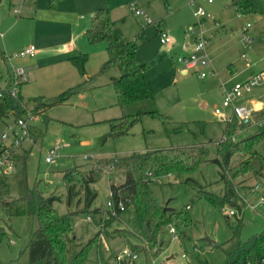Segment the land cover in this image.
I'll use <instances>...</instances> for the list:
<instances>
[{"label":"rangeland","instance_id":"rangeland-1","mask_svg":"<svg viewBox=\"0 0 264 264\" xmlns=\"http://www.w3.org/2000/svg\"><path fill=\"white\" fill-rule=\"evenodd\" d=\"M230 1L57 0L55 6L50 4V0L1 1L0 85L12 75L13 65L20 64L31 71L32 78L23 85L22 96L35 113L32 126L36 129L32 136L35 139L39 135L34 143L26 142L17 152L15 170L6 178L10 199L25 194L26 185L34 187L38 184L46 195L59 196L60 201L54 206L60 213H67L70 210L68 186L63 175L69 168L78 166L88 172L102 158L157 148L204 144L210 151L209 160L200 170L180 176L169 173L151 182L161 203L177 209H185L189 205L188 212L194 220L186 229L187 235L178 236L171 231V226L158 236V244L148 240L146 227L133 204L120 214H113L114 210L107 205L111 184H120L126 178L122 170L107 167L103 177L91 184L98 193L91 210L99 208V212L90 214L91 219L84 215L73 216V236L77 241L95 239L87 264H102L103 261L115 264L116 255L125 247L138 252L136 264H153L147 249L151 251L155 246L159 261L168 258L173 264H226L227 254L240 241L264 231V204L261 202L264 177L248 174L234 180L239 203L243 201L242 212L230 205L217 207L200 193L208 190L222 195L224 191L221 169L213 160L218 155V145L227 126L215 113V108L231 111L229 107H223V84L245 80L251 69L259 63L264 64V0H257L262 13L249 15L238 14L229 5ZM132 2L147 9L155 23L148 24L142 15H136L130 6ZM199 6L206 11L204 17L195 16ZM102 7L110 9L112 19L127 39H138L140 44L146 41L140 47L138 57L141 63L148 65L146 75L153 90L154 105L167 116L166 119L145 116L120 137L106 138L112 121L126 113L111 79L119 76L120 71L113 67L102 72V66L108 60L101 62L102 55L105 52L108 55V46L103 45L108 44L91 43L85 32L95 12ZM217 23L225 26L228 35L221 42H217L218 37L209 44L216 50L214 57H210L216 64V71L205 78L200 76V70L182 74L175 59L186 54L187 43L193 45L196 38L213 33ZM248 23L253 26L245 31ZM160 29L172 38L169 49H163ZM244 33L251 37V44L245 40ZM30 45L37 49L34 56L13 57L10 61L6 58ZM225 50L231 54L230 60H236L238 74L228 68L231 61L222 56ZM80 51L89 55L86 66V78L89 80L83 89L63 104L45 111L34 110L37 106L34 98H53L86 79L70 60ZM243 53L246 58L242 57ZM247 63L251 66L247 67ZM241 71L244 73L239 76ZM247 99L249 97L240 102ZM5 129L6 125L0 121V134ZM263 130L264 122H252L245 129H239L233 140L238 141ZM57 144L61 146L58 156L52 163H47L45 153ZM253 149L264 155V136ZM249 155L237 153L231 164L235 165ZM76 190L80 195L74 199L73 210L84 206L85 192L79 183ZM231 209L237 214L231 215ZM239 218H242V226L239 235H235ZM1 227L8 230V235L0 242L2 264L28 263L27 246L33 230L31 219L26 216L11 219L0 204ZM207 236L216 244H211Z\"/></svg>","mask_w":264,"mask_h":264},{"label":"trees","instance_id":"trees-1","mask_svg":"<svg viewBox=\"0 0 264 264\" xmlns=\"http://www.w3.org/2000/svg\"><path fill=\"white\" fill-rule=\"evenodd\" d=\"M56 3L57 0H50L52 6ZM230 6L234 7L240 15L262 12L257 0H231ZM86 34L91 43L107 42L108 44L109 58L103 64L102 72L113 67H118L120 71L119 76L112 77V84L119 103L125 107L126 113L112 121L111 131L106 138L127 134L128 130L145 116L166 119L167 116L154 105L153 90L146 75L148 65L141 63L138 58L139 49L146 41L140 44L138 39L125 40L122 30L116 26V22L111 17L110 9L105 7L95 12ZM70 60L81 76L86 78L89 55L79 53ZM88 80L89 77L50 99L46 96L34 98L37 104L34 110L45 111L52 106L65 103L73 94L83 89ZM10 89V84H7L3 90L0 88V92L3 91V95H0V120L4 122L21 117L26 112L25 107H28L22 94L13 97ZM254 118L263 121L264 110L256 112ZM246 127L236 118L228 122L223 140L218 145V155L213 159L221 169L220 180L224 183L223 194L208 190L200 192L217 207L223 208L230 205L240 212L243 210L234 180L248 174L264 177V155L253 149L263 138L264 130L238 141L233 140L238 130ZM35 129V126H31L32 133ZM40 133L42 134V131ZM209 153V148L204 144L157 148L134 152L126 156L102 158L94 163L93 168L88 172L82 171L78 166L69 168L63 175L68 186L67 200L70 210L67 213H60L54 206L55 202L60 201V197L46 195L38 184L34 187L26 185L25 194L16 199H10L6 179L0 180V204L6 209L11 219L15 216H26L32 221L33 230L27 246L29 262L26 264H87L92 248L95 246V239L92 238L88 242L77 241V237L73 236V216L89 217L90 214L99 212V208L91 210V205L98 195L97 191L91 188V184L103 177L107 167L122 170L126 177L120 184H111L114 201L118 202L120 199L125 201V207L118 209V213L126 211L128 206L133 204L138 217L146 227L148 240L158 244V236L161 233L164 234L171 226L174 227L178 236L184 237L187 235L186 229L194 223V220L187 207L177 209L161 203L153 191L151 182L169 173L180 176L196 172L209 160ZM237 153L250 155L232 165V158ZM78 183L85 192L84 206L73 210L71 208L74 199L80 195V191L76 190ZM241 226L242 218H239L235 235H239ZM7 235L8 230L1 227L0 242ZM133 248L137 249L136 246ZM248 263L264 264V231L252 235L246 241H240L238 246L227 254L226 264ZM0 264H2L1 260ZM102 264L112 263L103 261Z\"/></svg>","mask_w":264,"mask_h":264},{"label":"built area","instance_id":"built-area-1","mask_svg":"<svg viewBox=\"0 0 264 264\" xmlns=\"http://www.w3.org/2000/svg\"><path fill=\"white\" fill-rule=\"evenodd\" d=\"M213 1L214 0H208L209 3ZM130 6L135 14L142 15L146 19L147 23H155L146 10L138 3L132 2ZM205 15L206 11L204 7L199 6L195 11V16L204 17ZM250 27L251 23H248L244 30L247 31ZM160 35L161 42L170 47L172 44L171 36L164 31H161ZM244 38L249 44H251L252 40L249 35L244 33ZM209 43L210 42L207 37L203 36L196 38L193 52L186 55H179L174 62L180 65L181 70L185 73L200 70V76L202 78L207 77L208 74L215 72L210 67L211 58L208 53ZM36 52V47L34 45H30L20 52L15 53L13 56H7L6 58L10 61L13 57L34 56ZM245 57L246 54H243V58ZM12 70V75L10 74V77L5 85H0V88L3 90L7 84H10V94L13 97H18L21 93V87L28 79V74L21 66L13 65ZM2 90L0 95H3ZM245 97H249V99L245 102H240ZM223 107H229L231 111L225 112L221 107H216L215 113L226 123L236 118L239 122L248 127L252 122H254L255 113L264 110V69H261L253 76L245 80L235 81L228 88L224 87ZM25 109L26 112L21 117L7 120L5 122L6 129L0 134V180L6 179L14 172L18 150L26 142H35L31 132L32 121L35 119V113L32 109H29V107H25ZM60 147L61 146L57 144L45 153V160L47 163H52L54 161V159L58 156V150ZM85 158L89 157L85 156ZM109 169L113 170L112 167H109ZM257 188H259L258 185ZM261 202L264 204V198ZM242 204L243 201H240V205ZM107 205L114 210L113 214H116L118 213V209H123L125 207V201L120 199L118 202H115L113 192L111 191ZM251 206L252 208H255V205L251 204ZM230 214L236 215L237 212L234 209H231ZM87 218L91 219L90 216ZM171 231L175 233L174 227L171 228ZM147 250L153 264H173V261L168 258L159 261V257H157L158 248L156 246L151 251L150 249ZM183 257H186V255L184 254ZM138 258L139 254L136 250L130 247H125L116 255L115 264H136Z\"/></svg>","mask_w":264,"mask_h":264},{"label":"crops","instance_id":"crops-1","mask_svg":"<svg viewBox=\"0 0 264 264\" xmlns=\"http://www.w3.org/2000/svg\"><path fill=\"white\" fill-rule=\"evenodd\" d=\"M208 1V0H207ZM215 2V0L213 1V2H211V3H214ZM209 3V2H208ZM230 5V4H229ZM146 10V12L149 14V11L147 10V9H145ZM262 13V12H261ZM260 13V14H261ZM150 15V14H149ZM151 17V16H150ZM91 22H92V19H91V21L87 24V28H86V30H85V32L87 31V29L90 27V25H91ZM149 24V23H148ZM160 26V25H159ZM253 25H252V23H251V27H252ZM225 26L224 25H220L219 23H217L216 24V26H215V30L213 31V33H211V34H209V36L207 37L208 39H209V42L211 43L212 42V40H214V39H216V38H218V41L217 42H221L227 35H228V32H227V29L226 28H224ZM250 27V28H251ZM120 28V27H119ZM249 28V29H250ZM121 29V28H120ZM248 29V30H249ZM122 30V29H121ZM161 30V29H160ZM247 30V31H248ZM162 31V30H161ZM160 31V32H161ZM122 34H123V38L125 39V40H134L135 38H133V39H127L126 37H125V35H124V33H123V31H122ZM160 37H161V35H160ZM209 43V44H210ZM100 44V43H99ZM101 44H104L103 42H101ZM163 44V43H162ZM103 46H108V45H103ZM62 48H64V45L62 44V46H61ZM170 47H168V46H166V45H164L163 44V49H169ZM193 50H194V44L192 45V44H190V43H187L186 44V54H190V53H192L193 52ZM215 49L213 48H211L209 45H208V53H209V55H210V57H214V53H215ZM15 53H18V52H15ZM15 53H13V54H11V55H9V56H13ZM79 53H85V52H83V51H80ZM78 53V54H79ZM77 54V55H78ZM185 54V55H186ZM243 54H245V53H243ZM243 54H242V57H243ZM222 56H225V57H227L228 58V60L229 61H231L229 64H228V68L232 71V73H235V74H238V69H237V66H236V63H235V61L236 60H234L233 59V61L232 60H230L231 59V54L229 53V52H227V50H225L224 51V53L222 52ZM32 57V56H31ZM247 57V56H246ZM245 57V58H246ZM14 58H17V57H14ZM107 58H109V54L107 55V53L105 52L103 55H102V58H101V62H103V61H105V60H107ZM139 58V57H138ZM140 61V60H139ZM100 62V63H101ZM87 64H88V62H87ZM216 64H214V61L212 60L211 61V63H210V67H211V69L213 70V71H216V66H215ZM18 66H21V67H23L25 70H26V72H27V74H28V79H27V81L25 82V83H28L29 81H30V79L32 78L31 76H32V74H31V71L29 70V69H27L26 67H24L23 65H20V64H18ZM87 66V65H86ZM247 67H250L251 66V64L250 63H247V65H246ZM261 69H264V64L263 63H259L258 64V66L256 67V68H254V69H251L248 73H247V77H246V79L247 78H249V77H251V76H253L255 73H257L258 71H260ZM241 70H243V69H241ZM244 71V70H243ZM243 71H241L240 72V74H239V76L240 75H243L242 73H244ZM147 73V72H146ZM181 73L182 74H187V73H185L184 71H182L181 70ZM88 75V74H87ZM2 77V75L0 74V78ZM115 77V76H114ZM112 79V78H111ZM8 80V79H7ZM226 81H229V80H226ZM7 81L5 80V83H6ZM225 82V81H224ZM5 83L3 84V85H5ZM24 83V84H25ZM23 84V85H24ZM233 84V83H232ZM231 84V85H232ZM231 85H229V84H223V88L224 87H230ZM22 88H23V86L21 87V94H22ZM152 88V87H151ZM1 121V120H0ZM4 124H5V122L4 121H2ZM254 122H256L257 124H262L263 122H264V120L263 121H258V120H254ZM35 140V139H34ZM84 142H86V141H84ZM24 146V145H23ZM22 146V147H23ZM23 160L24 161H26V159L25 158H23ZM188 206L189 205H187V208H188ZM119 251H117L116 252V254L118 253ZM148 259V262H149V258H147Z\"/></svg>","mask_w":264,"mask_h":264},{"label":"water","instance_id":"water-1","mask_svg":"<svg viewBox=\"0 0 264 264\" xmlns=\"http://www.w3.org/2000/svg\"><path fill=\"white\" fill-rule=\"evenodd\" d=\"M2 0H0L1 3ZM206 239L211 243V244H216V242L212 239H210L208 236L206 237Z\"/></svg>","mask_w":264,"mask_h":264}]
</instances>
